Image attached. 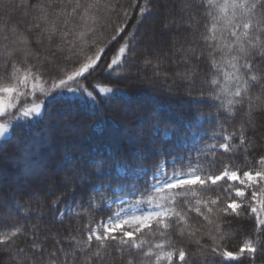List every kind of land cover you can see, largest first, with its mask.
<instances>
[{"label": "snow or ice", "instance_id": "1", "mask_svg": "<svg viewBox=\"0 0 264 264\" xmlns=\"http://www.w3.org/2000/svg\"><path fill=\"white\" fill-rule=\"evenodd\" d=\"M5 159L0 264L264 261V0H0Z\"/></svg>", "mask_w": 264, "mask_h": 264}, {"label": "trees", "instance_id": "2", "mask_svg": "<svg viewBox=\"0 0 264 264\" xmlns=\"http://www.w3.org/2000/svg\"><path fill=\"white\" fill-rule=\"evenodd\" d=\"M147 75H151V71H147ZM119 87L124 88L125 85L121 84ZM128 91L134 92L141 103L145 104L148 107H155L159 105L165 112V115L172 121L173 126H179L181 122H187L190 119L192 113H199L196 112V109L190 107L191 101L188 97L184 96L182 93L169 95L166 91L162 90V86H157L155 89L149 90L147 85H143L137 88H128ZM208 109H204L205 114H207ZM55 112V109H53ZM63 117V113H58L57 118ZM84 119H88L84 117ZM205 130L207 136H211V131L207 125H205ZM85 135L87 134V128L84 129ZM81 143L84 141L78 138ZM204 143L203 141L201 142ZM238 166H242L241 160H236L234 162ZM222 162L217 163L216 168L212 169L213 172H217L218 170H222ZM0 168H2L6 175H11L14 172V167L12 163L8 160H0ZM207 171V169H206ZM222 184L225 182H221ZM231 183V182H228ZM194 215V214H193ZM73 223H76L73 221ZM239 245V240L237 238H233L229 243V248L231 250H236ZM256 264H264V261L257 260Z\"/></svg>", "mask_w": 264, "mask_h": 264}, {"label": "rangeland", "instance_id": "3", "mask_svg": "<svg viewBox=\"0 0 264 264\" xmlns=\"http://www.w3.org/2000/svg\"><path fill=\"white\" fill-rule=\"evenodd\" d=\"M62 118H64V116L63 117L60 116L58 119H62Z\"/></svg>", "mask_w": 264, "mask_h": 264}]
</instances>
